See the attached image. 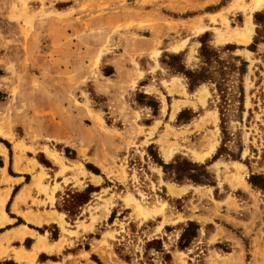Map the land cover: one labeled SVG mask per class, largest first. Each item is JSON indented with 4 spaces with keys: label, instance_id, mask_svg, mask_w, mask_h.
<instances>
[{
    "label": "rangeland",
    "instance_id": "374dc122",
    "mask_svg": "<svg viewBox=\"0 0 264 264\" xmlns=\"http://www.w3.org/2000/svg\"><path fill=\"white\" fill-rule=\"evenodd\" d=\"M257 1L0 0V136L23 145L20 166L31 170L20 185L0 181V192L12 188L5 206L16 218L11 226L22 221L53 247L29 264H144L136 253L153 237L170 253L168 264H264V195L247 182L251 174L264 175V106L258 101L255 111L249 94L264 89V41L250 48L258 28L253 15L264 11ZM203 40L215 49L233 45L232 55L248 64L244 111L227 122L242 144L238 161H211L221 136L209 87L190 93L184 77L162 63L181 53L184 65L195 68ZM139 95L153 99L156 111L140 105ZM185 109L192 119L177 123ZM6 139L0 144L14 177ZM150 153L164 163L180 156L208 164L216 186L177 184ZM87 185L97 192L75 216L63 212L66 193ZM20 199L18 214L12 205ZM20 214L43 222L36 226ZM51 214L57 223L45 222ZM187 221L199 225V236L179 251V227ZM32 243L9 242L0 264H17L11 249ZM121 243L129 262L115 252ZM155 264L163 263L155 257Z\"/></svg>",
    "mask_w": 264,
    "mask_h": 264
},
{
    "label": "trees",
    "instance_id": "16d2710c",
    "mask_svg": "<svg viewBox=\"0 0 264 264\" xmlns=\"http://www.w3.org/2000/svg\"><path fill=\"white\" fill-rule=\"evenodd\" d=\"M256 28V37L250 45L251 49H255L258 43L264 41V11L256 12L253 15ZM206 34L203 35L205 37ZM202 37V38H203ZM201 46L198 51L199 63L195 68H187L183 63V54L165 55L168 60H163L168 69L184 77L187 84V90L192 93L198 87L207 85L211 93L210 102L213 105L219 116V129H220V143L216 150L215 155L212 157V162L221 157L229 158L232 161L240 160L242 153V144L235 139V135L227 129V122L230 118L240 116L243 111L244 105V87L243 78L247 73V62L238 56L232 54L236 50L233 45H226L221 49H215L207 44V40L200 42ZM109 73L108 75H110ZM255 86H259L256 83ZM249 94H255V98L251 99V103L255 106L254 110L257 111L258 101L260 106H264V89L260 86L256 91L251 90ZM147 95H139L138 103L140 105L151 108L156 111L157 105L153 99L146 97ZM149 99L146 103L143 100ZM247 121L252 118V110L247 111ZM237 114V115H236ZM193 117L190 110H182L177 116V123H188ZM262 128V126H260ZM153 145L148 146L151 151ZM249 150L256 154V151L250 146ZM69 149H65L67 154ZM264 153V151H263ZM151 154V153H150ZM154 162L162 168L163 174L177 184L190 183L194 186H208L215 187L213 176L207 170L208 164H199L192 162L188 159L177 156L169 163H164L156 154H151ZM264 158V154L262 155ZM41 164H46L40 161ZM91 171V170H89ZM98 175V172L92 171ZM248 184L259 190L264 195V175L251 174L247 180ZM92 192H97V189L92 185H87L81 192L66 193L68 198L63 199V212H67L72 216L78 213V209L89 201ZM114 218V212L109 217V222ZM22 223V221H21ZM165 231L169 232L170 228L165 227ZM200 227L193 221H187L184 225L179 227V237L176 242V248L179 251L189 249L192 243L199 236ZM131 237L128 240H133L135 236V229L130 226ZM115 252L120 259L129 262L131 260L130 253L125 251V244H119ZM137 257H141L144 264H155V257L159 258L161 263L168 264L171 261V255L163 247L162 239L153 237L149 240L144 239L141 251L136 253ZM100 264L98 261H96Z\"/></svg>",
    "mask_w": 264,
    "mask_h": 264
},
{
    "label": "crops",
    "instance_id": "0c3cea01",
    "mask_svg": "<svg viewBox=\"0 0 264 264\" xmlns=\"http://www.w3.org/2000/svg\"><path fill=\"white\" fill-rule=\"evenodd\" d=\"M10 136L12 137V135ZM0 139H6V138L0 136ZM6 140L12 143L13 164H11V168H12V171L17 174V176L12 177L8 175L7 173L8 152H7V149L2 144H0V164H1L0 165V174H1L0 181H4V184H5L11 179L14 185H20L23 182L25 176L29 178V175H30L29 172H31V170H26L24 169V167L20 166L23 160V155H24L23 145L20 143H14L13 138L11 139L7 138ZM44 154L47 159L56 163L58 166L62 168V170L66 168V166L61 162L59 156L55 152H52L48 150L47 148H45ZM91 176L93 178L96 177L94 175H91ZM38 180H39V177L36 178L35 180L36 184H38ZM24 186L28 187L29 183L28 184L24 183ZM22 187L20 189H23ZM11 189L9 188V190L0 192V260L1 261L7 260L4 258L8 256L9 254L8 253L9 251L7 248V245L9 242L11 241L23 242L26 239H31V240L33 239L34 243L31 244L30 249L28 248L27 249H16V250L11 249V252H10L13 262L17 264H29L35 260L36 255L38 256L39 254L41 255V254L50 253L53 250V247L46 242V239L43 236L36 234L34 230L26 227L23 223L11 226L12 223H10V221H15L16 218L8 216L7 212L5 211V206L11 195V191H10ZM17 193L18 192L16 191V193L12 197L14 202L17 198L16 197ZM52 199H53V196H52ZM21 202H22V199H20L18 203H13L12 205L13 212L19 214L18 208ZM3 212L7 214V217H8L7 219H6V215ZM20 215H22L21 217L25 219L28 223H32L36 226H40L43 222L42 219L31 218L30 216H26L23 214H20ZM58 219L59 218L55 214H51L48 216V219L45 222L51 221V222L57 223ZM58 223H59L58 225L61 224L60 221ZM45 246L48 248H51V251H49V249L41 250ZM60 246L61 245H58V248H60ZM34 251H37V252H34Z\"/></svg>",
    "mask_w": 264,
    "mask_h": 264
},
{
    "label": "bare ground",
    "instance_id": "6f19581e",
    "mask_svg": "<svg viewBox=\"0 0 264 264\" xmlns=\"http://www.w3.org/2000/svg\"><path fill=\"white\" fill-rule=\"evenodd\" d=\"M264 5V0L257 1V7H262ZM249 36V35H248ZM247 39V38H246ZM6 135V134H5Z\"/></svg>",
    "mask_w": 264,
    "mask_h": 264
}]
</instances>
